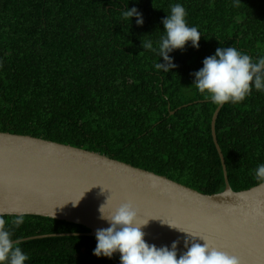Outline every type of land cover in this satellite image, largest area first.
<instances>
[{
  "label": "trees",
  "instance_id": "16d2710c",
  "mask_svg": "<svg viewBox=\"0 0 264 264\" xmlns=\"http://www.w3.org/2000/svg\"><path fill=\"white\" fill-rule=\"evenodd\" d=\"M181 3L201 32L155 69L156 41L170 6ZM137 8L144 24L124 22ZM264 55V0H0V133L30 136L101 154L205 195L225 189L212 135L218 105L201 95L193 73L219 47ZM163 63V61L161 60ZM236 192L258 186L264 163V93L225 104L215 125ZM22 218L17 227L13 221ZM22 241L27 264H120L96 257L84 226L38 216L0 217ZM46 235H61L32 239ZM26 240V241H23Z\"/></svg>",
  "mask_w": 264,
  "mask_h": 264
},
{
  "label": "water",
  "instance_id": "95a60500",
  "mask_svg": "<svg viewBox=\"0 0 264 264\" xmlns=\"http://www.w3.org/2000/svg\"><path fill=\"white\" fill-rule=\"evenodd\" d=\"M223 106L218 107L212 122L225 175L221 193L205 195L166 177L70 145L0 133V217L50 218L84 226L90 230L88 236L96 237L98 229L109 227L99 218V207L109 199L105 208L108 214L120 204L131 202L140 222L149 220L143 231L150 245L171 249L178 240L181 255L187 250L185 239L191 242L184 233L188 232L237 256L240 264H264V183L240 192L232 189L215 130ZM54 236L61 235L26 240ZM195 239L201 245L205 243Z\"/></svg>",
  "mask_w": 264,
  "mask_h": 264
},
{
  "label": "clouds",
  "instance_id": "9594fccd",
  "mask_svg": "<svg viewBox=\"0 0 264 264\" xmlns=\"http://www.w3.org/2000/svg\"><path fill=\"white\" fill-rule=\"evenodd\" d=\"M232 2L234 7H238L241 0ZM166 13L162 20L164 30L160 31L159 39L153 41L146 35L141 42L145 51H151L159 57L154 67L163 71L176 67L171 53L184 50L189 43L199 49L201 40L199 29L189 26L187 11L181 3L172 4ZM133 18L137 25L143 26V15L137 8L126 7L121 11L122 21L131 20L132 23ZM193 76L195 89L212 103L218 106L236 105L251 95L253 90L264 93V55L257 59L235 46L219 47L214 55L203 60V67ZM253 172L254 178L264 183V163L259 164ZM108 200L98 209L99 218L109 224V227L96 231L97 245L93 255L98 258L111 259L119 253L120 264H240L237 256L229 255L211 246L204 238L181 231L170 224L191 238V242L188 238L184 241L187 250L178 255V240L172 243L171 249L168 246L158 248L154 244L150 245L143 231L149 220L141 223L138 211L131 202L122 203L106 214ZM13 223L19 227L23 220L16 218ZM197 237L205 243L201 245L196 242ZM21 243L20 239L14 237L13 231L6 227L5 221L0 219V264H27L29 256L22 249Z\"/></svg>",
  "mask_w": 264,
  "mask_h": 264
}]
</instances>
